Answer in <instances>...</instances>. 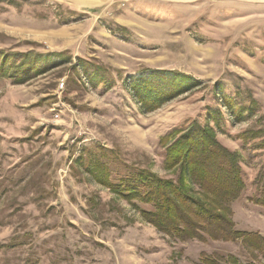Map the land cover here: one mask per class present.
<instances>
[{
	"label": "rangeland",
	"instance_id": "374dc122",
	"mask_svg": "<svg viewBox=\"0 0 264 264\" xmlns=\"http://www.w3.org/2000/svg\"><path fill=\"white\" fill-rule=\"evenodd\" d=\"M3 57L26 66L0 76V264L264 263L159 232L78 159L177 181L199 124L239 160L234 227L264 236V0H0Z\"/></svg>",
	"mask_w": 264,
	"mask_h": 264
},
{
	"label": "trees",
	"instance_id": "16d2710c",
	"mask_svg": "<svg viewBox=\"0 0 264 264\" xmlns=\"http://www.w3.org/2000/svg\"><path fill=\"white\" fill-rule=\"evenodd\" d=\"M7 60L8 57L0 60V76L13 78L16 70L26 66L24 62L16 65V60L10 66ZM10 67L16 69L9 73ZM137 92L141 93L140 90ZM158 94L156 91L153 99L163 100L164 96ZM148 100L143 95V101ZM168 154L169 168H180L177 181L160 178L147 169H136L115 182L109 179L104 163L90 161L85 165L82 156L78 159L96 182L110 188L127 203L137 209L135 201L151 205L150 210H138L143 220L159 232L179 241H238L251 252L253 261L257 257L264 261V236L237 230L227 207L244 188L237 156L215 139L213 131L199 124L190 126L169 147ZM199 264L242 263L232 254H203Z\"/></svg>",
	"mask_w": 264,
	"mask_h": 264
}]
</instances>
